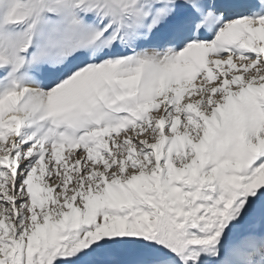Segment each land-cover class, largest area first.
<instances>
[{
    "label": "snow or ice",
    "instance_id": "6c2138e0",
    "mask_svg": "<svg viewBox=\"0 0 264 264\" xmlns=\"http://www.w3.org/2000/svg\"><path fill=\"white\" fill-rule=\"evenodd\" d=\"M0 264H264V0H0Z\"/></svg>",
    "mask_w": 264,
    "mask_h": 264
}]
</instances>
